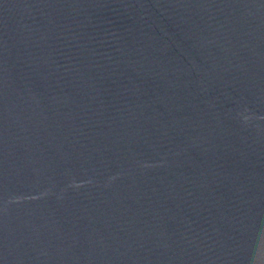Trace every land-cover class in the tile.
Masks as SVG:
<instances>
[{
    "label": "water",
    "instance_id": "95a60500",
    "mask_svg": "<svg viewBox=\"0 0 264 264\" xmlns=\"http://www.w3.org/2000/svg\"><path fill=\"white\" fill-rule=\"evenodd\" d=\"M0 264H264V0H0Z\"/></svg>",
    "mask_w": 264,
    "mask_h": 264
}]
</instances>
